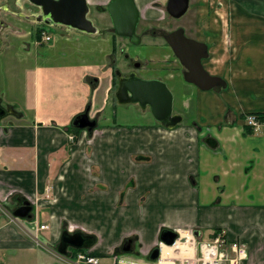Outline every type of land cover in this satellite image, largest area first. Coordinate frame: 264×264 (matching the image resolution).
Here are the masks:
<instances>
[{
	"label": "crops",
	"instance_id": "obj_1",
	"mask_svg": "<svg viewBox=\"0 0 264 264\" xmlns=\"http://www.w3.org/2000/svg\"><path fill=\"white\" fill-rule=\"evenodd\" d=\"M154 1L135 0L142 17L157 14ZM209 1H199L197 35L208 48L205 69L226 85L168 86L182 116L173 128L155 119L131 127L106 119L92 133L68 130L74 115L98 102V90H109L111 30L61 26L45 41L17 29L27 23L22 18L1 28L0 204L12 210L18 195L26 197L35 214L47 215L50 222L40 223L48 228L38 232L51 228L50 245L67 228L93 234L96 255L131 237L147 257L163 229L194 246L222 230L228 243L245 244L240 264H264V124L247 133L240 120L264 113V0ZM93 182L101 187L91 190ZM4 227L5 248L23 245L20 233Z\"/></svg>",
	"mask_w": 264,
	"mask_h": 264
},
{
	"label": "water",
	"instance_id": "obj_2",
	"mask_svg": "<svg viewBox=\"0 0 264 264\" xmlns=\"http://www.w3.org/2000/svg\"><path fill=\"white\" fill-rule=\"evenodd\" d=\"M40 8L42 20L46 23L62 24L87 33L96 32L97 28L86 16L88 5L86 0H28ZM188 7V0H167L166 10L174 17L181 16ZM115 33L121 37H128L137 43L139 36L135 28L139 20V11L134 0H111L107 5ZM165 39L172 48L174 54L180 59L185 68L183 77L185 81L194 84L202 90H220L226 85L223 78L209 73L202 64V58L208 56L205 42L187 37L183 28H177L165 35ZM119 74L118 71H116ZM119 103H138L142 109L149 105L153 118L166 128H173L181 122L182 116L173 112V93L163 80L158 78L145 79L135 76L130 80L122 78L115 92ZM6 110L0 106V118ZM72 125L79 129L91 132L96 124V119L89 115L88 108L75 115ZM32 205L29 200L22 199L12 214L15 217H32ZM178 239V233L172 229H163L159 234V240L171 246ZM95 238L91 234L81 231L68 232L64 229L57 244V251L67 254L68 246L74 248L91 247ZM128 245L123 246L122 251L130 250L132 239L126 240ZM160 247L152 249L149 259L155 261L159 256Z\"/></svg>",
	"mask_w": 264,
	"mask_h": 264
},
{
	"label": "rangeland",
	"instance_id": "obj_3",
	"mask_svg": "<svg viewBox=\"0 0 264 264\" xmlns=\"http://www.w3.org/2000/svg\"><path fill=\"white\" fill-rule=\"evenodd\" d=\"M163 1V2H162ZM160 9L164 11V13L158 11L157 14L150 13V15L146 14V16L141 17L138 23L137 32H141V42L138 43H132L128 38L121 37V36H115L111 33V22L109 20V17L103 12L99 13L98 16L95 9H92L90 11V17L91 21L98 29L99 27L103 26L111 31L107 34L110 36L111 40L114 42V51H111L112 54H114V59L119 62L121 65L123 63V57L120 52V49H125L130 53V56L133 57L134 60H136L137 63L144 62L148 66L149 69H151L150 73L141 72L143 76H152L155 78H163L162 80L166 83L167 86H171L175 81L179 82V84H182L183 87H186L187 89L194 90L196 89V86L192 83H189L185 81L182 77V74L179 72H175V69L180 68L178 65L177 60H173V73L175 74L174 77H169V75L166 74L165 69L171 68L165 59L167 58V55L169 54V50H165L167 48L165 42H163V39L159 36H152L151 34L143 33L144 28L149 26H154L158 31H164L168 32L174 28L177 27H184L186 30V33L189 35H192L195 37L197 34V29L200 27L199 24L196 23L195 17L196 15L200 14V5L197 0H190V6L187 10V12L181 16L179 19H172L168 16L165 9V3L164 0H161ZM0 3H5L8 6H13V0H0ZM198 4V5H197ZM154 7V6H153ZM152 7V8H153ZM155 8V7H154ZM210 12V11H209ZM164 15L161 19V15ZM7 15L9 13H6L4 11L0 10V19L4 21H8V26H15V21L18 18H7ZM22 24H17V29H25V26L23 27ZM23 28H22V27ZM57 27V26H56ZM59 27V26H58ZM58 27L56 30L52 29L51 34L56 37L58 35ZM104 30V28H103ZM197 30V31H196ZM196 31V32H195ZM161 34V33H159ZM112 35V36H111ZM75 43V41L79 39H70ZM57 41V39H56ZM108 41V40H107ZM108 46L110 45L109 41L106 42ZM92 48L94 49V43H92ZM208 50V48H207ZM110 52V53H111ZM111 55V54H110ZM172 57V56H171ZM108 69L109 72L110 64H111V57H109L108 60ZM204 65V64H203ZM106 71V72H107ZM166 74V75H165ZM110 76V73L108 74ZM109 82V81H108ZM114 86V85H113ZM113 86L109 87V90L101 88L95 93V96L97 97L98 102L93 103L90 109V115L95 116L97 118V125L95 129H98L101 125H103L106 119H115L116 124L122 126H139V125H145L148 124V122L154 121V118L150 111L147 109H142L141 107H138L134 103H123L120 104L114 100L112 97V89ZM109 99V103H108ZM62 104L65 102L61 101ZM243 115H240V120L243 122ZM257 120H260L257 118ZM261 125L264 124V121L260 120ZM71 125V122L70 124ZM260 125V126H261ZM244 126V124H243ZM259 126V128H260ZM87 131V130H86ZM75 140V139H74ZM92 157L95 159L96 155H92ZM100 184L98 182H93L91 186V190H95V188H100ZM7 191L4 190L2 193L4 194ZM15 192V191H14ZM12 192V193H14ZM11 193V194H12ZM10 194V195H11ZM5 201L9 202L10 199H5ZM96 202H99V200H96ZM97 207V206H95ZM6 211H2L0 208V239L4 236V226H9L12 228L13 231H16L18 234L20 233L21 237L25 239L24 242H22L23 245L18 247H7L5 248V245L2 241H0V261L4 262V264H67L65 258H61L56 249L55 244L50 245L48 241L47 234L51 231V228L37 232L36 236L37 239L40 241H35L34 238H32V234H35V228L32 227V224L28 222L27 219L17 218L13 221L10 220L9 217H12V215L8 214V211L11 213V209ZM3 212V213H2ZM7 212V214L5 213ZM35 214V212L33 211ZM7 215V216H6ZM36 215V214H35ZM38 215V224L39 221H46L49 223V219L47 218V215ZM68 218H70L73 222H84L87 223V217L88 215H67ZM96 215H94L93 219L95 220ZM99 218V217H98ZM35 220V217H34ZM12 231V233H13ZM32 236V237H31ZM31 246V247H30ZM92 253V252H91ZM94 254V253H92ZM104 254L102 258L100 259L101 264H111V259H109L110 255L108 253H102ZM101 254V255H102ZM106 254V255H105ZM96 255V254H95ZM131 255V254H128ZM130 257V256H128ZM137 261L140 262H146L149 260L147 257L142 256H136L131 257Z\"/></svg>",
	"mask_w": 264,
	"mask_h": 264
},
{
	"label": "flooded vegetation",
	"instance_id": "obj_4",
	"mask_svg": "<svg viewBox=\"0 0 264 264\" xmlns=\"http://www.w3.org/2000/svg\"><path fill=\"white\" fill-rule=\"evenodd\" d=\"M111 0H108V1H106L105 3H104V5H100V4H96V5H89L88 3H87V1H86V3H87V5H88V11H87V14H86V16L88 17V18H90L91 19V17H90V11L92 10V9H95V11H96V13H97V15L99 14V13H105L106 15H107V17H109V20H110V22H111V19H110V16H109V14H108V12H107V5H108V3L110 2ZM135 1V0H134ZM198 1V3H199V1L200 0H197ZM163 2V1H162ZM161 0H155L153 3H152V6H154L155 8H158L159 9V11L160 12H162V13H164V11L162 10V9H160V5H161ZM219 2V0H214V1H209V3L210 4H213L214 3V5H217V7L220 5V4H217ZM164 3H165V9H166V3H167V0H164ZM216 3V4H215ZM135 4H136V2H135ZM191 4H190V0H188V7H187V9H186V11L181 15V16H183L186 12H187V10H188V8H189V6H190ZM198 5V4H197ZM200 5V4H199ZM136 6H137V4H136ZM138 8V7H137ZM0 10L1 11H4V12H6V13H9V15H7V18H10V19H13V18H22V19H24L25 21H27V23H25V24H22V26L24 27L25 26V29H28V30H32L38 37H40L41 39L42 38H44L45 36H46V34H48L49 32L51 33V30L52 29H54V30H56L57 29V27L59 26V27H61V26H64L65 27V29H67V30H71V29H75V28H72V27H70V26H66V25H62V24H54V23H46V22H44V21H42V20H38V17H41V12H40V8L38 7V6H36V5H34V4H32V3H30L28 0H13V6H8L7 4H5V3H0ZM200 10V9H199ZM138 11H139V9H138ZM166 13L168 14V16L170 17V18H172V19H179L181 16H179V17H174V16H172L170 13H168V11L166 10ZM162 17H161V19L162 18H164L163 16V14L161 15ZM141 17H142V15H141V13H140V11H139V20L141 19ZM198 18H199V15L197 14L196 15V17H195V21H196V23L198 24ZM139 20H138V23H139ZM6 22V23H5ZM29 23V24H28ZM138 23H137V25H136V28H135V33L139 36V41L137 42L138 44L141 42V35H140V33L141 32H137V27H138ZM8 24V21H1V19H0V29L1 28H3V27H5L6 25ZM21 26V27H22ZM57 26V27H56ZM22 27V28H23ZM177 28H183V30H184V34L187 36V37H190V38H193V39H196V40H199V41H201L200 39H199V37H198V35L196 34L195 35V37H193L192 35H189V34H187L186 33V30H185V28L184 27H177ZM177 28H174V29H172V30H170V31H168V32H164V31H158L156 28H154V26H149V27H146V28H144V30H143V33H146V34H151L152 36H159V37H161L162 39H163V42H165V44H166V46H167V48H165L164 47V49L167 51V50H169V54L167 55V58L165 59V61H167L168 62V64H166V65H169L170 66V64H172L173 62V60H177V62H178V65L180 66V68L178 67V69H175L174 71L177 73V72H179V73H181L182 74V77H183V73H184V71H185V68H184V66L182 65V63H181V61H180V59L174 54V52H173V50H172V48L170 47V45L168 44V42L166 41V39H165V35L166 34H168L169 32H171V31H173V30H175V29H177ZM111 29H112V34L113 35H115V36H118V35H116L115 33H114V28L112 27V24H111ZM75 30H78V29H75ZM198 30V29H197ZM196 30V31H197ZM78 31H81V30H78ZM195 31V32H196ZM81 32H83V31H81ZM97 32H98V30H97ZM83 33H87V32H83ZM159 33H161V34H159ZM87 34H90V33H87ZM125 38H128V37H125ZM129 39V38H128ZM130 40V39H129ZM131 41V40H130ZM132 42V41H131ZM132 43H134V42H132ZM120 52H121V54H122V57H123V63L120 65L119 64V62H117V60L116 59H114V54H112V56H111V64H110V69H109V71H110V76H111V79H110V86H113L114 88L112 89V97L114 98V100L116 101V102H118V100H117V97L115 96V92H116V90H117V88H118V86H119V84H120V80L122 79V78H124V79H126V78H128L129 80L133 77H135V76H137V77H140V78H145V79H151V78H155V77H152V76H143L142 74H141V72H146V73H150L151 72V69H149L148 68V66L146 65V63H142V62H139V63H137L136 62V60H134L133 59V57L132 56H130V53L126 50L125 51V49H120ZM209 54V53H208ZM172 56V57H171ZM208 57V56H207ZM207 57H205V58H202V64H204V60L207 58ZM204 66V65H203ZM171 68H169L168 70L167 69H165L167 72H166V74L167 75H169V77H174L175 76V74L172 72L173 70V65H171L170 66ZM116 71H118L119 72V74H117L116 73ZM165 74V75H166ZM158 79H160V80H162L163 78H158ZM183 79H184V77H183ZM185 80V79H184ZM165 81V80H164ZM109 100V99H108ZM119 103V102H118ZM126 103H130V102H126ZM120 104H123V103H120ZM135 105H137L138 107H140V105L138 104V103H134ZM86 108H88V112L90 111V108H91V105H90V102H88L87 103V105L85 106V108L82 110V111H84ZM148 108V109H147ZM145 109H147L148 111H150V109H149V105H147L146 106V108ZM144 109V110H145ZM81 111V112H82ZM80 113V112H79ZM151 113V112H150ZM175 113V112H174ZM78 114V113H77ZM89 115H90V112H89ZM90 117L92 118V119H96V121H97V118L95 117V116H91L90 115ZM179 124V123H178ZM177 124V125H178ZM176 125V126H177ZM21 201H22V199L20 198V197H18L17 198V200H16V206L14 207V208H16L17 206H19L20 204H21ZM32 211H33V207H32ZM75 231H80V230H73V231H70L71 233L72 232H75ZM82 232V231H81ZM83 233H85V232H83ZM130 237H126L125 239H123L122 240V242L120 243V245L118 246L119 247V250H122V248H123V246H125V245H128L127 244V242H126V240H128ZM60 241V239L57 241V244H58V242ZM57 244H56V246H57ZM75 249L76 248H74V247H71V246H68L67 248H66V250H67V253H68V255L70 254H72V253H74L75 252ZM152 249H153V247H151L149 250H148V252H147V256L149 257V255L151 254V252H152ZM130 251H133V252H137L138 251V246L136 245V242H135V240L133 239L132 240V242H131V247H130Z\"/></svg>",
	"mask_w": 264,
	"mask_h": 264
},
{
	"label": "built area",
	"instance_id": "obj_5",
	"mask_svg": "<svg viewBox=\"0 0 264 264\" xmlns=\"http://www.w3.org/2000/svg\"><path fill=\"white\" fill-rule=\"evenodd\" d=\"M48 40L50 37L45 36ZM245 123L256 130L260 121L257 120L254 114L245 116ZM32 227L35 229H44L46 224H37L36 220L31 221ZM36 241H39L36 235L33 236ZM174 246V247H173ZM170 250L167 248L164 254L158 259L156 264H240V261L246 257V246L240 241L227 242L224 236V231H218L209 241H202L194 247L191 254L186 256H178V252L182 251L178 245L174 244ZM69 264H100V259L97 256L91 255L88 252H78L73 259L68 260ZM111 264H141L134 259L124 257L122 255L113 254Z\"/></svg>",
	"mask_w": 264,
	"mask_h": 264
},
{
	"label": "bare ground",
	"instance_id": "obj_6",
	"mask_svg": "<svg viewBox=\"0 0 264 264\" xmlns=\"http://www.w3.org/2000/svg\"><path fill=\"white\" fill-rule=\"evenodd\" d=\"M176 245H178V247L182 249V253L186 257H188L189 256V253L192 252L193 249H194V247L191 245V243H190L189 240L188 241H184L183 243L182 242H176Z\"/></svg>",
	"mask_w": 264,
	"mask_h": 264
},
{
	"label": "trees",
	"instance_id": "obj_7",
	"mask_svg": "<svg viewBox=\"0 0 264 264\" xmlns=\"http://www.w3.org/2000/svg\"><path fill=\"white\" fill-rule=\"evenodd\" d=\"M256 114H257V116H258V118H259L260 120L264 121V113H256ZM244 129H245V132H247V133L252 132V131H251V128H250L249 126L244 125ZM68 130H71V131L77 132V131H80L81 129H78V128L72 126V125H69ZM78 250H83V249H75L76 252H77ZM0 264H4V262L0 261Z\"/></svg>",
	"mask_w": 264,
	"mask_h": 264
}]
</instances>
